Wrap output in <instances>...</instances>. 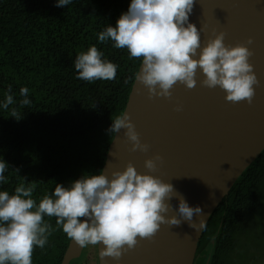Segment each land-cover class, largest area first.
Returning <instances> with one entry per match:
<instances>
[{
	"label": "trees",
	"instance_id": "1",
	"mask_svg": "<svg viewBox=\"0 0 264 264\" xmlns=\"http://www.w3.org/2000/svg\"><path fill=\"white\" fill-rule=\"evenodd\" d=\"M129 0H0V100L11 86L16 119L0 110V159L9 166L0 190L10 194L24 180L35 185L33 199L67 185L82 174L101 171L141 60L127 49L100 43L97 33L127 10ZM96 46L117 65L114 80L91 83L76 78L73 61ZM29 89L20 106V87ZM53 232L32 264H61L70 238L44 217ZM91 264H98L97 246ZM84 251V250H83ZM79 258L69 264L81 263ZM194 264H264V150L236 180L212 212L199 239Z\"/></svg>",
	"mask_w": 264,
	"mask_h": 264
},
{
	"label": "clouds",
	"instance_id": "2",
	"mask_svg": "<svg viewBox=\"0 0 264 264\" xmlns=\"http://www.w3.org/2000/svg\"><path fill=\"white\" fill-rule=\"evenodd\" d=\"M70 3L72 0H55L57 7ZM193 3L194 0H129L115 25L109 24L97 33V41H111L114 48L127 49L130 59L141 60L135 76L149 97L169 98L177 82L193 88L199 70L201 85L219 87L227 101L251 103L253 85L259 82L249 63L250 49L242 43L226 45L222 31L201 44L200 31L188 19ZM247 43H252L251 37ZM73 66L76 78L89 83L116 78L117 65L104 59L94 45L76 55ZM19 94V105H30L29 89L22 86ZM15 103L9 86L0 100V110H10L11 116L19 119L21 116L12 107ZM111 121L110 134L123 129L132 151H148V144L141 142L126 113ZM161 159L159 154L146 158L147 172H138L127 163L109 175L101 171L82 174L67 185L55 183L54 189L39 201L33 199L35 185L25 180L11 194L0 190V264H32L34 247L43 249L53 232L46 216L55 217V224L78 246H98L99 255L112 257L116 264L123 251L137 244L138 237L151 238L162 224L178 225L183 219L194 230H205L201 207L190 206L171 183L150 174ZM8 168L0 159V184L7 182ZM173 198L178 201L176 214H169Z\"/></svg>",
	"mask_w": 264,
	"mask_h": 264
},
{
	"label": "water",
	"instance_id": "3",
	"mask_svg": "<svg viewBox=\"0 0 264 264\" xmlns=\"http://www.w3.org/2000/svg\"><path fill=\"white\" fill-rule=\"evenodd\" d=\"M188 19L200 31L201 44L222 31L226 45L242 43L250 49L249 63L259 82L253 85L251 103L227 101L219 87L201 85L199 70L193 88L177 82L169 98L149 97L135 76L121 115H128L148 151H132L121 129L113 135L101 171L109 175L131 163L138 172H147L144 160L159 154L162 159L150 174L171 183L190 206L199 205L207 223L264 150V0H194ZM169 203V214H176L177 199ZM202 232L183 219L178 225L162 224L151 238L138 237L132 249L122 252L119 264H194ZM82 250L70 239L61 264H69ZM97 259L98 264H116L112 257H101L98 246Z\"/></svg>",
	"mask_w": 264,
	"mask_h": 264
},
{
	"label": "rangeland",
	"instance_id": "4",
	"mask_svg": "<svg viewBox=\"0 0 264 264\" xmlns=\"http://www.w3.org/2000/svg\"><path fill=\"white\" fill-rule=\"evenodd\" d=\"M93 249H91L89 246L85 247L84 251H83V255L82 257L79 259V261H81V263H83L84 261L87 262V264H91L90 262V258L92 256V252ZM79 258V257H78Z\"/></svg>",
	"mask_w": 264,
	"mask_h": 264
},
{
	"label": "flooded vegetation",
	"instance_id": "5",
	"mask_svg": "<svg viewBox=\"0 0 264 264\" xmlns=\"http://www.w3.org/2000/svg\"><path fill=\"white\" fill-rule=\"evenodd\" d=\"M85 249V247H83V250ZM83 250H82V252H83Z\"/></svg>",
	"mask_w": 264,
	"mask_h": 264
}]
</instances>
